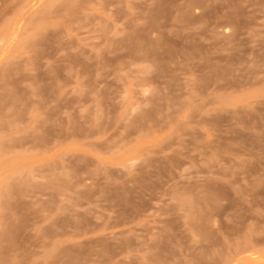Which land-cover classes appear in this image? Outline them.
I'll use <instances>...</instances> for the list:
<instances>
[{
	"label": "rangeland",
	"instance_id": "1",
	"mask_svg": "<svg viewBox=\"0 0 264 264\" xmlns=\"http://www.w3.org/2000/svg\"><path fill=\"white\" fill-rule=\"evenodd\" d=\"M0 264H264V0H0Z\"/></svg>",
	"mask_w": 264,
	"mask_h": 264
},
{
	"label": "bare ground",
	"instance_id": "2",
	"mask_svg": "<svg viewBox=\"0 0 264 264\" xmlns=\"http://www.w3.org/2000/svg\"><path fill=\"white\" fill-rule=\"evenodd\" d=\"M1 185V184H0Z\"/></svg>",
	"mask_w": 264,
	"mask_h": 264
}]
</instances>
